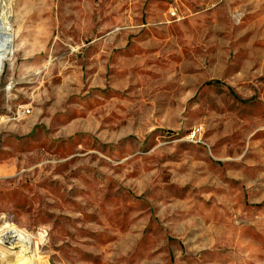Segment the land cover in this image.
Masks as SVG:
<instances>
[{"label":"rangeland","instance_id":"rangeland-1","mask_svg":"<svg viewBox=\"0 0 264 264\" xmlns=\"http://www.w3.org/2000/svg\"><path fill=\"white\" fill-rule=\"evenodd\" d=\"M5 11L0 264H264V0Z\"/></svg>","mask_w":264,"mask_h":264},{"label":"bare ground","instance_id":"bare-ground-1","mask_svg":"<svg viewBox=\"0 0 264 264\" xmlns=\"http://www.w3.org/2000/svg\"><path fill=\"white\" fill-rule=\"evenodd\" d=\"M9 16L5 11V0H0V73L2 70V65L5 60H9L11 56L13 55V38H12V30L10 28L9 22H8ZM10 227V232H15V243H22V240H24V243L27 242L28 239L25 237L27 234L19 230L15 227ZM22 246V245H21ZM13 248H16L13 246ZM24 252V251H22ZM23 258V261H20V259ZM28 258L21 257L18 258L15 262L12 264H33L30 260H26Z\"/></svg>","mask_w":264,"mask_h":264},{"label":"built area","instance_id":"built-area-1","mask_svg":"<svg viewBox=\"0 0 264 264\" xmlns=\"http://www.w3.org/2000/svg\"><path fill=\"white\" fill-rule=\"evenodd\" d=\"M25 114H29V110H22L21 111V115H25ZM9 225H11V224H9L4 219L0 220V249L4 248L6 245L9 246V245L13 244L15 246H17V245L19 246L21 244H24V240H22V243H15L16 233L15 232H10ZM11 226L14 227L13 225H11ZM25 238L29 239L28 235Z\"/></svg>","mask_w":264,"mask_h":264}]
</instances>
